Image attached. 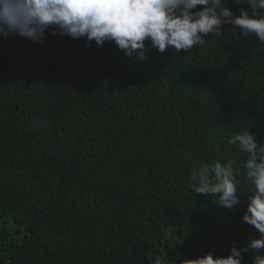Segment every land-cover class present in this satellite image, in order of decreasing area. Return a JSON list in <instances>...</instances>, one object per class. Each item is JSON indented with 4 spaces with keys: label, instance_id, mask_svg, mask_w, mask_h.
Segmentation results:
<instances>
[{
    "label": "trees",
    "instance_id": "1",
    "mask_svg": "<svg viewBox=\"0 0 264 264\" xmlns=\"http://www.w3.org/2000/svg\"><path fill=\"white\" fill-rule=\"evenodd\" d=\"M221 30L178 55L146 41L143 60L0 36V264H180L259 238L243 193L226 209L187 188L213 160L239 178L232 133L264 138V44Z\"/></svg>",
    "mask_w": 264,
    "mask_h": 264
},
{
    "label": "clouds",
    "instance_id": "2",
    "mask_svg": "<svg viewBox=\"0 0 264 264\" xmlns=\"http://www.w3.org/2000/svg\"><path fill=\"white\" fill-rule=\"evenodd\" d=\"M234 3L247 9L235 15L225 0H0V36L18 35L39 44L49 34L85 38L97 46L113 42L125 57L139 60L146 58V41L158 53L178 55L205 44L209 34L220 36L225 24L264 44V0ZM227 144L243 158L239 178L232 160H213L191 170L187 188L226 209L238 205L243 193L247 204L242 220L259 238L243 246L233 241L224 257L208 252L180 264H244L246 257L250 264H264V138L258 142L251 130L240 131ZM241 183L245 191L239 190ZM173 241V246L183 243Z\"/></svg>",
    "mask_w": 264,
    "mask_h": 264
}]
</instances>
